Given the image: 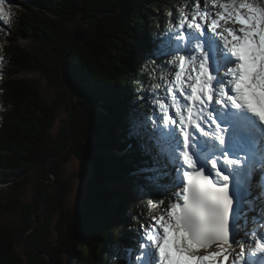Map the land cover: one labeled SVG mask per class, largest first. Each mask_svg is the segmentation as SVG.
Instances as JSON below:
<instances>
[{
  "label": "trees",
  "instance_id": "trees-1",
  "mask_svg": "<svg viewBox=\"0 0 264 264\" xmlns=\"http://www.w3.org/2000/svg\"><path fill=\"white\" fill-rule=\"evenodd\" d=\"M14 2L24 11L18 13L19 35L46 45L52 57L46 63L39 50L0 43V184L20 191L34 174V206L23 211L22 229L13 237L0 226V264H125L140 225L156 211L147 207L154 197L142 187L161 164L138 131L148 101L158 100L156 85L165 83L161 75L168 74L155 52L177 8H191L194 0ZM33 72L67 93L43 106L41 83L27 77ZM73 158L88 162L92 176L75 222H67L68 188L56 198L53 188ZM16 205L0 194L2 213ZM21 242L25 260L15 246Z\"/></svg>",
  "mask_w": 264,
  "mask_h": 264
},
{
  "label": "snow or ice",
  "instance_id": "snow-or-ice-1",
  "mask_svg": "<svg viewBox=\"0 0 264 264\" xmlns=\"http://www.w3.org/2000/svg\"><path fill=\"white\" fill-rule=\"evenodd\" d=\"M154 58L168 73L153 119L161 168L142 192L160 213L140 225L135 264H264V211L248 214L253 147L264 157V0L182 6Z\"/></svg>",
  "mask_w": 264,
  "mask_h": 264
},
{
  "label": "rangeland",
  "instance_id": "rangeland-1",
  "mask_svg": "<svg viewBox=\"0 0 264 264\" xmlns=\"http://www.w3.org/2000/svg\"><path fill=\"white\" fill-rule=\"evenodd\" d=\"M15 0H6L5 4V10L11 12V20L9 24H5L3 21H0V43L4 42H14L16 41L17 45H19L21 48L32 50L33 52H37L39 50L38 54H42L41 56L45 57L47 59L46 63H49V59L52 57L51 53L49 52L46 45L42 43H37L36 41H28L27 39L20 38L19 35V28L21 26L18 24V13H24L22 9L19 7V5L15 4ZM12 4V5H10ZM14 7H17V12L14 11ZM181 8H177L178 10ZM152 12H154L156 15H160L159 11L152 9ZM165 9H162L161 15L164 17L165 15ZM17 16V18H16ZM17 20V24H16ZM164 36V35H163ZM40 56V57H41ZM43 58V59H45ZM36 72V71H35ZM20 73H17V78L22 77ZM30 75L27 76L28 78H34L38 79L41 83L40 89L43 96V106H48L54 98H56L58 95H64L67 93V89L58 88L59 86L51 85L49 79L46 80V78H40L36 74L37 73H29ZM24 77V75H23ZM4 78V75L0 73V79ZM72 96V94H70ZM61 106L60 108H62ZM159 114V113H158ZM67 116V111L65 109H61L60 111V118H65ZM153 122V121H152ZM60 125L59 123H56V128H58ZM56 131V129H54ZM81 161H78L76 159H72L68 163H66L63 167V173L61 177L54 182V188L53 192L55 190H58L53 194V196L56 198L58 195H60L59 190L61 187L66 186L68 188L67 194L65 197V208L67 211H71L73 207H75L77 202H75V198L80 197L85 192V183L91 178L92 176V168L89 165V163H80ZM33 173L28 176L25 181L23 180V188L20 191H17L15 188H10L0 184V194L5 197V201L9 200L11 203H16L17 205L12 208L14 210H9L7 212L2 213L0 210V226L7 231L11 236L16 237V234L19 232L20 229H22L23 226V211H31L32 206L34 204L32 203L34 201V186H33ZM15 178H12L8 180V182L11 184L14 181ZM160 209H156L155 215H159ZM26 218V216H25ZM59 220V214L56 213L51 220L49 229L52 232V237L55 236V228L57 227V222ZM27 223V222H26ZM59 224V223H58ZM18 242V241H17ZM16 250L19 254V256L25 260V252H24V244L21 242V244L17 243ZM238 251V249H237ZM131 258L126 256V262L129 263ZM132 263V261L130 262Z\"/></svg>",
  "mask_w": 264,
  "mask_h": 264
},
{
  "label": "bare ground",
  "instance_id": "bare-ground-1",
  "mask_svg": "<svg viewBox=\"0 0 264 264\" xmlns=\"http://www.w3.org/2000/svg\"><path fill=\"white\" fill-rule=\"evenodd\" d=\"M256 151L259 152V146ZM263 161H264L263 158L258 159L257 152L255 151L251 152L249 162L255 169L259 167L262 168V165H264L262 163ZM255 176L252 175V181H251L252 197H251V203L248 205L250 208L253 209V211L249 212L248 214L249 216H256L258 218L260 212L264 211V208H262V202H264V178L261 181H259V179H257Z\"/></svg>",
  "mask_w": 264,
  "mask_h": 264
},
{
  "label": "water",
  "instance_id": "water-1",
  "mask_svg": "<svg viewBox=\"0 0 264 264\" xmlns=\"http://www.w3.org/2000/svg\"><path fill=\"white\" fill-rule=\"evenodd\" d=\"M80 163H86V162H84V161H81ZM89 181V180H88ZM87 181V182H88ZM87 182L85 183V187H84V189L86 188V184H87ZM83 196H84V193L80 196V197H77V198H75V202H77L76 204V206L75 207H73V209H72V212L71 211H68V214H67V219H66V221L67 222H69L68 220H72L73 222H75L74 221V219H75V217H76V215H77V212H78V208H79V206H80V204L82 203V200H83ZM65 210H66V208H65ZM64 216V215H63ZM65 217V216H64Z\"/></svg>",
  "mask_w": 264,
  "mask_h": 264
}]
</instances>
